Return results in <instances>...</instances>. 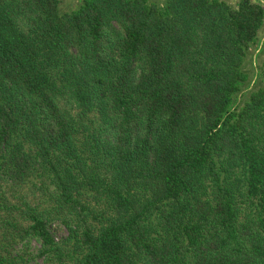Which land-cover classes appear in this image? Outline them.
<instances>
[{
    "label": "trees",
    "instance_id": "1",
    "mask_svg": "<svg viewBox=\"0 0 264 264\" xmlns=\"http://www.w3.org/2000/svg\"><path fill=\"white\" fill-rule=\"evenodd\" d=\"M263 27L252 0H0V264H264Z\"/></svg>",
    "mask_w": 264,
    "mask_h": 264
},
{
    "label": "rangeland",
    "instance_id": "2",
    "mask_svg": "<svg viewBox=\"0 0 264 264\" xmlns=\"http://www.w3.org/2000/svg\"><path fill=\"white\" fill-rule=\"evenodd\" d=\"M160 1L161 0H147V2H153V3H157V2H160ZM227 1L231 5H235L237 0H227ZM79 2H80V0H60V9L62 11H67V10H69L71 8L73 9L79 4ZM262 40H264V27L259 30L258 43L261 42ZM262 58H263V53L262 52H258L257 43L253 44L250 47V49L248 50V54H247L246 59H245L244 67L251 74L253 72V68H254V71H255V69L258 67V65L260 64ZM251 86H252V83H251V85L249 87H251ZM246 96H247V94L243 95L241 97V99L245 98ZM51 231H52V233H53V235H54V237L56 239H58L59 237H62L66 233L65 228L61 224H59L57 222L52 224ZM37 247H38V243L36 241L32 240L30 242V245H29V251L31 253L35 254Z\"/></svg>",
    "mask_w": 264,
    "mask_h": 264
},
{
    "label": "water",
    "instance_id": "3",
    "mask_svg": "<svg viewBox=\"0 0 264 264\" xmlns=\"http://www.w3.org/2000/svg\"><path fill=\"white\" fill-rule=\"evenodd\" d=\"M252 1L258 3L264 9V0H252Z\"/></svg>",
    "mask_w": 264,
    "mask_h": 264
}]
</instances>
